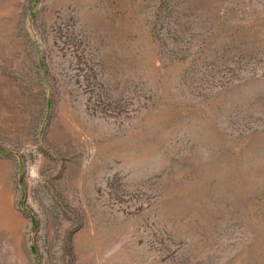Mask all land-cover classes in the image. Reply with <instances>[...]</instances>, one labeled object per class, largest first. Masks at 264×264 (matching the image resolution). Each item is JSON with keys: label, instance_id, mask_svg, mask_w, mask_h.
Masks as SVG:
<instances>
[{"label": "rangeland", "instance_id": "rangeland-1", "mask_svg": "<svg viewBox=\"0 0 264 264\" xmlns=\"http://www.w3.org/2000/svg\"><path fill=\"white\" fill-rule=\"evenodd\" d=\"M0 264H264V0H0Z\"/></svg>", "mask_w": 264, "mask_h": 264}]
</instances>
